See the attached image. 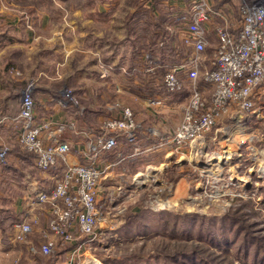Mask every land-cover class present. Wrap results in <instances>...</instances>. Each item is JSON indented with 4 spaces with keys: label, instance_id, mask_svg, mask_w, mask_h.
Segmentation results:
<instances>
[{
    "label": "rangeland",
    "instance_id": "374dc122",
    "mask_svg": "<svg viewBox=\"0 0 264 264\" xmlns=\"http://www.w3.org/2000/svg\"><path fill=\"white\" fill-rule=\"evenodd\" d=\"M208 1L218 8L226 0ZM238 1L228 0L231 7L224 10H232L235 16ZM186 4L182 0H0V15L19 14L22 30L32 31L38 25L33 18L48 14L49 22L41 19L46 35L55 28L64 30V15H67L66 27H73L70 29L73 40L81 29L102 28L109 40L118 42L119 64L107 61L108 55L96 58L95 54L85 55L79 50L73 51L70 61L62 43L57 41L52 43L51 52L38 55L41 84H52L59 97L57 103L62 107L67 104L66 108L82 109L81 117L88 116L92 121L91 130L86 131L89 137L107 117L124 107L132 108L135 115L140 114V120L147 121L148 109L157 107L150 105V99L161 96L170 100L167 101L170 106L175 102L171 96L177 93H168L163 86V66H168L163 62L164 54L170 59L171 50L174 53L177 49L175 44L180 42L175 33L180 35V32L173 28V21L170 26L164 25L160 14L163 7L164 10L177 6L185 9ZM80 7L85 10L90 7L93 12L89 15H93L94 20L86 23L81 19ZM104 11L107 13H101ZM7 25L12 28L10 23ZM168 35L170 38L173 35V44L165 41ZM212 44H217L215 35ZM128 45L135 48L130 47L129 51ZM171 46H175L174 49ZM213 48L209 46L204 53L200 77L204 63L208 64L214 55ZM105 69L108 72L101 77ZM14 72L24 81L19 87L15 85L13 92L22 95V88L35 86V80L26 77L25 70L20 68ZM10 76L2 75L0 85L10 82ZM199 83L202 88L200 80ZM185 90L179 96L178 105L171 107L173 110L178 107V113H174L177 117L168 121L175 128L190 96L188 86ZM10 99L8 103L15 110L18 100L14 96ZM260 100V115H250L240 123L230 118L221 120L207 134L200 150L190 148L181 155L171 146H158L160 139L149 142L145 133H141L142 129L138 151L135 146L124 143L121 145L123 159L119 160L116 154L120 147L104 153L105 160L115 165L99 195L107 207L95 236L59 244L54 252L43 254L39 246L47 227L34 223L27 241L17 243L22 245V259L17 264H264V94ZM2 103L0 101V105ZM43 107L37 100L36 114L40 120L43 119L38 113ZM96 111L102 113L100 122L95 121ZM0 117L4 119L2 129L8 118ZM71 122L75 128L64 130L60 134L62 138L67 131L81 133L80 126L68 118L53 122L55 126ZM19 123L17 120L16 124ZM5 140L1 133L0 145H7L10 152L6 164L0 165V218L6 211L10 218L16 213L17 205H26L29 200L24 191L32 188V183L49 187L54 183L49 172L52 176L62 168V160H59L56 171H42L16 136L10 142ZM71 147L75 153L83 148L76 144ZM18 155L23 160H18ZM3 170L9 174L1 175ZM107 187L111 188L109 194L113 196H109ZM162 202L169 204L161 207ZM33 209L34 212L41 210L42 214L35 212L38 216H49L46 204ZM13 235L14 230L13 233L11 230L6 238L11 239ZM3 236L0 225V237ZM27 246L36 251L31 248L32 253L29 252ZM4 254V246L0 244V264H4L1 257Z\"/></svg>",
    "mask_w": 264,
    "mask_h": 264
},
{
    "label": "built area",
    "instance_id": "2783aa9c",
    "mask_svg": "<svg viewBox=\"0 0 264 264\" xmlns=\"http://www.w3.org/2000/svg\"><path fill=\"white\" fill-rule=\"evenodd\" d=\"M182 1L187 3L186 8H173L170 17L175 27L184 31L182 41L191 48V53L181 62L168 66L162 82L168 93L182 92L188 86L190 96L179 124L168 136H162L158 143L162 147L171 146L181 155L190 148L200 150L207 134L221 120L230 118L238 121L240 116L245 121L250 115H260L262 110L258 103L264 94V0H239L235 16L232 10H224L231 7L228 0L218 8L208 0ZM209 26L213 27L218 44L210 66L204 63L200 77V66L209 46ZM107 72L105 69L101 77ZM199 80L211 89L210 96L204 94ZM165 102L161 96L150 99V105L157 107ZM18 121L20 127L16 140L24 149L35 154L39 169H58V162L62 160L59 173L51 176L54 183L38 189L28 198L33 208L48 206L47 230L40 243V251L50 254L59 244L95 236L107 207L99 195L106 187L104 180L115 165L105 160L103 154L116 150L122 143L135 146L136 151L140 147L138 139L142 127L133 109L122 108L107 117L97 132H91L93 135L89 136L88 144L76 151L82 157L80 161L69 160L71 144L60 136L67 128H75V124L60 123L55 126L49 119H38L33 87L30 85L21 95ZM3 122L0 117V137ZM9 152L7 145H0V165L6 164ZM124 156L122 151L117 152L119 160ZM107 188L109 194L111 188ZM38 221V218L15 221L11 240L26 242L34 223ZM32 249L36 251V248Z\"/></svg>",
    "mask_w": 264,
    "mask_h": 264
},
{
    "label": "crops",
    "instance_id": "0c3cea01",
    "mask_svg": "<svg viewBox=\"0 0 264 264\" xmlns=\"http://www.w3.org/2000/svg\"><path fill=\"white\" fill-rule=\"evenodd\" d=\"M90 9H91L90 7H88V9L86 10L83 7H80L79 9V16L81 19L83 18V20L86 23L88 21L94 20L92 17L93 15H89V13L93 12V10L92 9L90 10ZM162 9L164 10V7ZM172 9L173 7L167 8L164 11L162 10L160 15H161L162 21L164 22V25L165 23L166 25H169V23L173 21V19L170 17V12ZM101 13L106 14L107 12L104 11ZM39 15L40 14L37 15L38 18L36 19L33 18L35 24L38 21V25L34 24L36 28H34L32 31L22 30V26H21L20 19H19V16H20L19 14L15 13L14 16L0 15V77L2 75L3 76L11 75L9 77L10 82H8L7 84L9 86H12V88L11 87L8 88L7 84L6 85L4 84L3 86L0 85V101L3 102L0 105V115H4L6 116V118H8L5 126L1 129L2 136H4V138H6L8 142H10V140H12V137L16 136L18 132V127L20 124H16V122L18 120L17 117H18V111L20 107L21 93L19 92L20 95H18L19 93L13 92V90H15L14 89L15 85L19 87V84H22V82L24 81L23 80L24 78H20L15 73L16 71L14 72V70L18 71V69L22 68V71L25 70L24 74L26 75V77H28L31 80H35L34 82L35 86L33 87L34 98L36 100V103H37V100H39V102L44 106L42 110L38 113L39 116L41 115L40 116L42 117L41 119H51L53 122L64 121L67 118L69 120H75L78 123V125L81 127L80 128L78 126L79 129H81V131H79L81 133L77 134L76 132H73V131H67L64 133V138L68 140L70 144H76V146L83 147L82 144L85 143V146H86L91 139L90 137H88L89 133H87L86 131L91 130L90 126H91L92 121L89 119L88 116L81 117V113H82L81 108L78 110H74L73 108H66L67 104L64 106L65 107L64 108L59 103H57L59 101L58 99L59 97L55 91V88L52 87V84H50L49 82H45V85L41 84L40 76H39V74L41 73L39 71V65H38V60L40 58L38 55L46 51L51 52L52 43L57 41V42L62 43L61 45L63 46L66 52V56L68 57V60L70 61L72 60L73 51L79 50L81 53L85 55L95 54L97 55L96 58H98L99 56L105 57V55H108L106 57L107 61H112L114 63L117 62V64H119L118 53L120 52V47L117 46L118 42L114 40H109L110 38L106 36L107 32H104L102 28L85 29V30L81 29V32H79V36H77L76 34L74 37L76 38V40H73L72 39L73 36L72 34H70L72 32L70 29H72L73 27L69 29L66 27V23L68 21L67 15H64V21H65L64 30L61 31L60 29L55 28L49 31L50 33L46 35L47 30H45L46 28H43L41 26L42 24L41 19H43V21L46 19L47 22H49L51 19L49 18L50 15L48 14H42L41 16ZM100 16L102 17L103 15L100 14ZM69 22L71 23L73 22L72 16H70ZM7 23H10V25H12L11 29L8 28ZM173 28H177V27H173ZM177 29H180V28H177ZM179 32H180V35L178 33L177 34L175 33V37L180 42L178 44L180 49H178V45L175 44L177 49H175V52H174L175 54L173 53V50H171L172 57H170V59H167L168 55L164 54V57H166L165 63L168 66L181 62L186 57V55L189 56V54L191 53V48L182 41L184 31L179 30ZM213 35H215L213 27L209 26L208 28L209 46L214 47L213 48V51H214L216 48L215 46H217L218 44V39L216 37L217 44H215L214 46L212 44ZM173 42H174L173 40L170 41L171 44H173ZM128 46L129 48L127 49L129 51H131V48H135V47H132L131 45H128ZM174 47L171 46V48L173 49ZM132 52H133V49H132ZM66 60L67 58L65 59V62H67ZM211 60L212 58L209 59V63H208L209 66H210ZM200 81L203 84L202 89H203L204 94L206 96H210L211 89L207 87L202 80ZM25 89L26 88H22L20 91L23 93ZM184 91L186 90H183L182 92H178L174 96H171V99L175 100V102H172L171 106L167 102L170 100H166L165 104L162 107H159V108L154 107L153 110L148 109L149 114L147 116L148 118L147 121L146 119L143 120V118L142 120H140L139 119L140 114L135 115L137 122L143 129L141 133L143 132L145 133L143 135H145V137L149 139V142L152 141L153 139L159 140L162 136L166 135L167 132H170V131L172 132V130H174L175 127L170 126L168 121L173 120L174 117H177L174 115V113L176 114L178 113V110H177L178 107H176L175 110H173L171 107L173 105H176V106L178 105L177 102L180 100L179 96H181V93H183ZM100 93L102 97L103 93L102 92ZM13 96L15 97V100H18V103L16 104L17 108H15V110L8 103L11 100L10 98ZM182 114H183V110L181 112V117L179 115V121H177L176 125H178V123L181 121ZM102 119L103 118H102L101 111H96L95 121L99 120L100 122ZM238 119H239L237 121L238 123L243 121L242 117L240 116L238 117ZM205 142L206 140L203 142V145L205 144ZM121 145L123 146L124 143H122ZM121 148L122 147L120 146V149ZM120 151H122V153L124 152L123 149H121ZM169 153L170 152H168V154ZM68 158L69 160H72V161L82 160V157L78 155V153H75V152H71ZM17 159L23 160V158L19 155L17 156ZM56 170L54 169L51 171H56ZM8 174H9V171L7 170L6 171L3 170V172H1V175H8ZM50 177L51 176L49 172V178ZM41 188H44V187L36 186L32 183V188L26 189L25 190L26 192L24 191V193L27 198H30L31 196L29 195L31 194L34 195L35 192ZM25 204H26L25 206L24 204H20L16 206V208L18 207L17 209L15 208L16 216H18L19 219H22L25 216H27L28 218L32 217L33 219L38 218L39 220L38 222H40L41 225H43L44 227L45 225L47 227L48 217L46 216V214L44 216H41V215L38 216V214L35 212L42 214L40 212L41 210L38 211L36 209L37 211L35 210L34 212L33 207H31L28 202ZM28 210L31 212H29ZM45 210L47 211V209ZM32 212H34V214H36L37 216L34 215ZM2 215L3 217L0 218L1 219L0 225H1L2 231L4 232V229L7 230V228H5V225L8 224V222H6V224H2V222L4 220H8L9 217L7 216V213L6 215L5 213H3ZM11 230L13 233V228L12 229L10 228L8 230V233H10ZM1 245H3L5 249V254H4L5 257L1 256L3 257L2 259L4 260V264H17L19 260L22 259V245L21 244H17L16 242H13L10 238H5L3 239V243ZM30 246H27L29 252L32 251L31 249L32 247Z\"/></svg>",
    "mask_w": 264,
    "mask_h": 264
},
{
    "label": "trees",
    "instance_id": "16d2710c",
    "mask_svg": "<svg viewBox=\"0 0 264 264\" xmlns=\"http://www.w3.org/2000/svg\"><path fill=\"white\" fill-rule=\"evenodd\" d=\"M171 38H172V36H171ZM171 38H170V36L168 35V37H166V42H167V44H169L170 43V41H171ZM163 63H165V62H163ZM168 66H166L165 64H164V66H163V69H164V71L166 70V68H167ZM99 130V129H98ZM26 150V149H25ZM28 153H30L32 156H33V159H35V154L33 153V152H30V151H28V150H26ZM35 161V160H34ZM36 164V163H35ZM37 166V165H36ZM9 168V167H8ZM54 170V169H53ZM7 212V211H6ZM6 212H5V214H6ZM8 214V213H7ZM17 220H19V218H18V216H16V214L14 213L13 214V216H11L10 218H8V220H4L3 222H2V224H6V222H8V224H6L5 225V228H7V230L6 229H4V232H3V239H5L6 238V235L8 234V230L11 228H13V224H14V222L15 221H17Z\"/></svg>",
    "mask_w": 264,
    "mask_h": 264
},
{
    "label": "bare ground",
    "instance_id": "6f19581e",
    "mask_svg": "<svg viewBox=\"0 0 264 264\" xmlns=\"http://www.w3.org/2000/svg\"><path fill=\"white\" fill-rule=\"evenodd\" d=\"M229 152H230V151H229ZM226 156H227V155H226ZM211 160H212V159H211ZM159 201H160V200H159ZM169 202H170V201H169ZM169 202H166V203H165V202H162V203H160V206H161V207H164L165 204H169Z\"/></svg>",
    "mask_w": 264,
    "mask_h": 264
}]
</instances>
